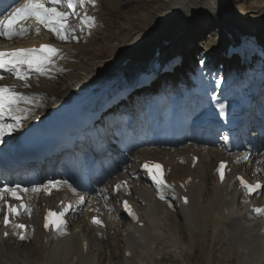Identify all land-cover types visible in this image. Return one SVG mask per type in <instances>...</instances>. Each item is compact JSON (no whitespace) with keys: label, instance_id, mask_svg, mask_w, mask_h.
I'll list each match as a JSON object with an SVG mask.
<instances>
[{"label":"rangeland","instance_id":"obj_1","mask_svg":"<svg viewBox=\"0 0 264 264\" xmlns=\"http://www.w3.org/2000/svg\"><path fill=\"white\" fill-rule=\"evenodd\" d=\"M67 11H72V9H67ZM75 11L77 13L70 15L67 21L69 27L73 30L67 34L75 38L71 39L70 42L62 43V54L59 59L51 61L43 72L36 71L33 75H28L26 81L18 79L16 75H11L6 80H2V84L5 87L21 97L17 107H22L18 108L21 111L18 114L26 113L32 118H35L36 115L42 116L52 110L51 101L60 102L71 94L90 89L94 84L93 81L99 80L109 71H114V74L112 73L111 75L112 78L119 79L117 84L120 87L115 89L116 91L122 88L128 89V83H126L128 79L130 80L132 77L135 79L137 77L136 74L145 72L153 63L163 60L162 56L165 53L168 54V59L173 55L180 56V46L188 47L184 52V54H187L182 59L184 60L182 71L181 67H176L174 70L176 72L177 69L178 77L175 78L174 75V77L170 78L165 87L156 83L149 88L161 87L154 90L152 92L154 94L159 91H165L168 94L173 91L181 92L186 90L187 87L194 86L196 82H199L202 74L207 71L206 68L212 62H215L212 58L220 57L217 56V49L225 42H221L220 35L213 32L214 25L217 24V29L219 27L220 16L225 18L227 25L230 27L231 35L235 36V33L245 31L247 33H256L262 41L264 39V0H95V6L86 3L83 7L77 6ZM86 17L94 18V24L88 22ZM171 20H180L184 24L175 25L177 26L175 31L178 32L180 29L183 32L185 30L189 31L188 38L187 34L185 35L183 32L180 35L171 34L173 24L165 23ZM200 23L206 27L205 30H191ZM16 26L20 29H27V31L23 32V34L21 33L20 39H14L9 42V44L16 45L14 49L23 47L19 46L18 40H33L37 36H43L46 39L52 37L50 31L29 19L19 22ZM154 35L159 36L157 38L158 42H154L151 38L152 45L145 48L147 55L141 59L138 56L133 57L131 58L132 62L129 63V66H133L136 63L134 60L141 61L142 64L141 62L139 63L141 69H139L138 63L134 65L132 69L133 75L127 80L126 76H124L126 72L123 64L120 65V71H115L124 57L127 60L131 53L144 49L146 41ZM163 35L168 36L165 38L166 43L162 40ZM186 38L187 43L183 41ZM2 44L0 42V45ZM158 48H160V58L156 57ZM167 72L168 70L163 69L161 66L158 70V75H160L158 80L166 78L169 75L166 74ZM19 81L23 82L15 83ZM110 81L103 83L99 88V92H101V89H104V92L112 89L110 84L113 83ZM173 81L175 85H173L172 89H169ZM137 88H134L133 93L140 91L135 90ZM149 88L131 96L129 98L131 102L129 103L128 101L125 110L122 108L118 109L121 112H130L131 105H135L132 102L138 105L147 98L145 92ZM95 90H98V88ZM36 94L39 96L35 97ZM108 95L106 94L105 96ZM173 95L175 96V94ZM45 100L48 102L50 100L47 106ZM25 106L31 108L27 109ZM136 107L143 115L142 104ZM25 109L27 110L24 111ZM36 109L40 110L36 111ZM126 119L123 121V118H121L118 124L121 132L127 131ZM22 121L26 122L24 119ZM104 122L107 125H112V121ZM40 123H43V121ZM188 144L190 143L184 141V143L177 144L174 148H182ZM196 146L199 147L198 145ZM200 149L198 154L201 159L197 162L198 165L188 163L182 164L183 166H176L177 156H167V154L162 152L164 149L161 146H150L146 139L145 146L137 147L131 157L130 155L125 156L122 159L123 163L114 169L111 176H109V173H111L108 171L109 169L104 171L103 176H108V178L101 180L98 189L95 188L92 193L85 194L86 196L83 200H87V202L83 206L80 207L82 200L78 192L74 189L65 188L67 193L71 192L77 207V213L73 216L71 231L69 230V233L55 239V244H64L65 241L70 240L69 238L77 236L80 238L81 235H85L90 243V251L95 258L94 264H126L122 259L123 251L130 248L129 242H133V237L128 236L133 227L127 219L120 217L119 207L117 206L119 199L126 196L133 197L143 220L144 218L149 220L147 226L140 227L143 234L148 232L146 231L148 227H152L154 231L157 230V232L153 231L148 238L141 239L137 244L140 245L139 253L141 252L142 264H264V254H259L256 247V245H262L264 251V242L256 233L258 231L257 228L255 229L256 220L243 219L241 217L231 218L230 215L228 217H220L214 214L211 216L214 218L203 215L202 223L199 225L192 214V211L198 208L188 210L191 207L188 204L185 208H181V204L172 202V204H168L167 208L166 206L164 208L168 198L155 199L153 197L154 190L138 181L139 174L137 169L144 156L170 163V167L173 169L170 172L172 177L190 174L199 177V180L203 177L206 178L204 166L209 167L208 162L216 159H214L212 154L203 153V150L208 148L201 147ZM262 153V155L256 156V158L258 157L257 159L251 154V159L247 163L238 162L236 160L238 156L236 154L233 155L229 159L232 163L231 170L232 168L243 169L252 176L259 175L264 177L262 166L264 149ZM216 157L218 159L217 155ZM252 166L254 170H250ZM122 182L128 186L119 188ZM208 182L211 188L221 186L217 185L219 183L216 182L214 177ZM100 191L105 196H101L103 194H100ZM25 196L26 202L30 206V214L26 218L31 226V237L26 242H20L21 244L12 242L7 248L1 250L0 262L2 264H79V258L76 256L77 252L74 251L72 242H69L71 245L54 244L50 247L41 242L38 218L42 207L52 200L51 196L46 199L44 192L33 188V185L29 186ZM201 196L203 197V195ZM196 198V206L201 205L202 209L207 206L203 198L201 199L199 196ZM96 199L97 201L106 200V205L102 206V211L97 209L96 206V210L105 217L101 231L91 227L90 218L87 214L88 210L95 207ZM155 201L161 203L159 212L152 205ZM176 205L178 208L180 207V210L175 208ZM183 210L188 211L183 213ZM234 213H238L239 216L244 215L245 208L243 203L234 207ZM164 218H167V222L164 221L161 225L159 222ZM231 221L238 226V231L228 227V222L230 223ZM155 224H157V227ZM253 224H255L253 227H249ZM103 233H105V239L101 238ZM71 249L73 250L71 251Z\"/></svg>","mask_w":264,"mask_h":264},{"label":"bare ground","instance_id":"obj_2","mask_svg":"<svg viewBox=\"0 0 264 264\" xmlns=\"http://www.w3.org/2000/svg\"><path fill=\"white\" fill-rule=\"evenodd\" d=\"M51 6V5H50ZM32 20H34L33 18H32ZM185 22H187V20H185ZM166 24H168V23H170V24H173V26H172V32H171V34H173V33H175V34H178V35H180V33L182 32L181 31V29H180V31H178V32H176L175 31V29H176V27L177 26H175V25H184V24H182V22H180V20L179 21H175V20H171L170 22L169 21H167V22H165ZM188 23H190V22H188ZM196 26V27H195ZM194 27L195 28H190L191 30H194V31H203V30H205V26H203V24H198V25H195ZM203 26V27H202ZM202 27V28H201ZM213 28V27H212ZM213 30H214V28H213ZM212 30V31H213ZM207 31V30H206ZM248 31H250V30H248ZM252 32V31H251ZM54 33V32H53ZM185 33V35L187 34V38H188V33H189V31H187V30H185V32H183V34ZM221 33H222V35H228L229 34V32H227V31H224V29H222V31H221ZM22 34H23V32H22ZM55 34V33H54ZM168 35V34H167ZM167 35H163V39L162 40H164V43H166V41H165V38H166V36ZM239 35H257L256 33H247V32H240L239 33ZM228 36H230V34L228 35ZM227 36V37H228ZM235 36H238V35H235ZM17 39L18 38H20V35H16L15 36ZM159 36L158 35H154L153 37H150V39L148 40V41H146V45H145V47H144V49H140V50H134V51H136V52H133V53H131L130 54V56H129V58L128 59H131V58H133V57H136V56H138L139 57V59H141V58H143L144 56H146L147 55V51H146V46H151L152 45V40H154V42H158V38ZM168 37V36H167ZM0 38H1V36H0ZM58 38V37H57ZM151 38H152V40H151ZM187 38L185 39V40H183V41H185V43H187ZM41 41V39H40V37L39 36H37V38H35L34 40H32L31 39V41H18L17 43L19 44V46H23V47H26V48H32V46H34V45H38L39 44V42ZM62 41V40H61ZM71 40H63V42H70ZM159 45V44H158ZM187 45V44H186ZM16 46H13L12 48H15ZM22 47V48H23ZM188 47V46H187ZM187 47H184V46H180V48H179V50H180V56L179 55H173V56H170L169 58L170 59H168L167 57H168V54L167 53H165L163 56H162V59H163V61L164 62H166V61H171L169 64H171V66H173L174 64H176V63H178V65H180V62L182 61L183 62V57H185V55L187 54H184V52L186 51V49H187ZM21 48V47H20ZM171 50V49H170ZM188 52V51H187ZM138 53V54H137ZM134 54V55H133ZM126 56V55H125ZM157 57V56H156ZM175 57L177 58L176 60H175ZM134 60V59H133ZM155 60H157V59H155ZM125 61H127L126 59H125V57H124V59L119 63V65H118V69H116L115 71L117 72V71H120V65L121 64H123ZM134 62H136L134 65H136L137 63H138V67H139V69H141L140 67V65H139V63L141 62V61H138V60H134ZM241 63V59L239 58L238 59V61H233V62H231L230 64H229V66H228V69H231V68H233L234 67V64H240ZM141 64H142V62H141ZM133 65V66H134ZM133 66H129V64H127L126 66L125 65H123V67H124V70H125V72H126V74L124 73V76H126L125 78H126V80L128 79V78H130L131 77V75H133V71H132V69H133ZM122 67V66H121ZM170 67V66H169ZM183 67V64H182V66H181V71H182V68ZM122 70H123V68H122ZM229 71H231V70H229ZM26 72L27 73H29V71H28V69L26 70ZM135 72V71H134ZM112 73L114 74V71H109L108 73H106L104 76H102L103 77V79L101 80V82H100V84L98 85V90H93V92H94V99L96 98V99H100V98H102L103 96H105L106 94H109L110 95V97L108 98V100L107 101H109V100H111L112 99V97L113 96H115V99H118V95H117V93L118 92H120V90L119 91H116L115 89H119V87H120V85L119 84H117L118 83V78H112ZM169 74V73H168ZM137 75V77L139 76V75H141L140 73L139 74H136ZM173 75V76H172ZM174 75H175V78L176 77H178V75H177V69H176V72H174L173 74H169L166 78H164L163 80L161 79V80H157V81H155V82H153L151 85H153V84H156V83H159L161 86H167V84H168V81H169V79L170 78H172V77H174ZM135 76V75H134ZM131 79H134L133 77L132 78H130V80ZM108 80H111L110 82L111 83H113V84H110V86H111V88L112 89H108L109 91H107V92H104L105 90L104 89H101V91H103V95H98L99 94V88H100V86L103 84V83H105V82H107ZM129 80V79H128ZM23 81H19V82H15V83H22ZM121 82H122V80H121ZM97 83H98V81H96L95 82V84L97 85ZM94 84V85H95ZM115 84H117L116 86H115ZM124 84V83H123ZM151 85H145V87L142 89V90H140V91H136V92H134L133 93V88L131 89L129 86H128V89H124V88H122L121 90H123L121 93H131V96H133L134 94H137V93H139V92H142L144 89H146V88H149ZM171 85L172 86H170L169 87V89H172L173 88V85H175V82L173 81V82H171ZM219 87H222V85L221 86H219ZM161 87H156L155 89H152V88H149V89H147L146 90V92H145V96L147 95V97H149L151 94H152V92L154 91V90H156V89H160ZM168 89V88H167ZM163 90V89H162ZM259 90H261V94H260V96H259V99H256V102L254 103V104H256L257 102L258 103H260V102H264V99H262L263 98V96H264V83L262 84V86L260 87V89ZM116 91V92H115ZM109 92V93H108ZM88 95V94H87ZM87 95H85V96H83V98H86L87 97ZM108 95V96H109ZM142 95V94H141ZM39 95H37L36 94V96L35 97H38ZM88 96H90V95H88ZM130 96V97H131ZM140 96V95H139ZM141 97V96H140ZM144 97V96H143ZM135 98V97H134ZM137 99V98H136ZM146 99V98H145ZM46 100H48V99H46ZM45 100V101H46ZM258 100V101H257ZM63 101V99L59 102V101H56V100H53V101H51V104L50 105H52L53 107H52V109H55V108H59L61 105H60V103ZM49 102H50V100H49ZM49 102L48 101H46L45 103H46V106L49 104ZM131 101H129V103H130ZM59 103V104H58ZM132 103H134L135 105H136V103L135 102H132ZM54 104V105H53ZM58 104V105H57ZM57 105V106H56ZM120 106V105H119ZM255 107V106H254ZM31 107H29V106H27V109H30ZM118 108H122L123 110H125V108H126V105L124 106V107H118ZM27 109H25L24 111H26ZM110 109V108H109ZM108 109V110H109ZM37 110H40V109H36V111ZM107 110V111H108ZM110 110H112V109H110ZM130 110V109H129ZM19 111V110H18ZM126 111H123V113H125ZM131 112H132V105H131V111L129 112L128 111V113H130L131 114ZM41 113V112H40ZM127 113V112H126ZM39 114V113H38ZM47 115V113H44L42 116H35V118H32L29 114H26V113H24V114H22V115H20V116H18L20 119L22 118V119H24V120H26V126L28 127V126H30V125H34V124H37V123H40V122H42L43 121V119L45 118V116ZM107 115H109V114H107ZM106 116V115H105ZM132 117H134V116H132ZM252 117H254V119H253V125H257V126H259L260 128H262L263 129V126L262 125H259V118L257 119V117H256V119L258 120V121H256L255 120V115L253 114L252 115ZM7 121L8 122H11V123H13L12 121V119L10 118V117H8V116H5V122L7 123ZM30 121V122H29ZM101 121H103V125H105L106 126V128H107V130H111V129H114L115 128V126H116V122L113 120V119H108V118H102L101 119ZM104 121H112V122H115L114 124H106ZM44 123V122H43ZM247 124H249V123H247ZM252 127H254V126H252ZM254 128H257V127H254ZM17 131H15L14 133H16ZM13 133V134H14ZM141 141L143 142V141H145V139H144V137L142 136V138H141ZM192 141L194 142V143H190L189 141H188V143H190V144H188V145H184V147H179V148H171L172 146L169 144V145H163L162 143L161 144H157L158 146H161L162 147V149H164V150H162V152L164 153V154H167V156H171V155H176V156H178V160L176 161L177 163H176V166H183L182 164H188V163H194L195 161L192 159V157H191V155H199V154H197V153H194L193 151H191L192 150V148L196 151V152H199V150H201L200 148L201 147H197L196 145H198V141L196 140V139H192ZM185 142H187V141H185ZM184 143V142H183ZM192 144V145H191ZM202 144H205V145H207V144H209V145H211L212 144V142H210V141H208V142H202ZM157 145H154V146H157ZM251 145H254V142H252V144ZM250 146V145H249ZM260 147V146H259ZM264 147V142L261 144V147L260 148H257V150L255 151L256 153H257V155L256 156H259L262 152H263V148ZM218 152H219V150H218ZM218 152H216V151H214V150H211V148H208V149H205V150H203V153H206V154H212V153H214V156L216 155L215 153H218ZM185 153V154H184ZM193 153V154H192ZM200 153V152H199ZM220 153V152H219ZM219 153L217 154V156H219ZM164 156H166V155H164ZM247 158V156H245L244 157V159L245 160H247L246 159ZM144 159H147V158H144ZM149 159H151V158H149ZM201 159V157L199 158V160ZM214 159H216L217 161H218V159H217V157L216 158H214ZM254 159V158H253ZM156 160H158V159H156ZM216 160H210L208 163V165H210L209 167H205L204 166V169L206 170V178L205 177H203L202 179L203 180H200V181H203V184L200 186V184L199 185H196L195 186V183H196V178H198V177H193L194 179H195V181H194V183L193 184H191V185H189V184H187V185H185V187L183 188V187H178L177 188V192H175V198L172 200V202L174 203V204H181L180 205V207L181 208H185L187 205H186V203H185V201H184V197H189V206H191L190 208H188V210H190V209H195V208H198V209H195L194 211H192V214H193V216L196 218V222L200 225L202 222V216L203 215H207L208 217H211V216H213L214 214H215V216L216 215H219L220 217H228V215H230V217L231 218H237V217H241V218H243V219H247L248 217H249V214L248 213H252V207H250V208H248V205L246 206V209H247V214H244V215H241V216H239V214L238 213H234V204L237 202L236 200H237V197H236V193H238V192H236V187H237V184H235V186H231V188H230V194H227V192L222 188V186H223V184H220V182H218V180H217V178H216V176H215V174L213 173V168H211L212 167V165L214 164L215 165V162L217 163V161ZM229 160V159H228ZM143 162V161H142ZM199 162V161H198ZM214 162V163H213ZM248 162H249V160H248ZM121 163V162H120ZM53 164V162L51 161V160H47L45 163H43V164H41V166H45L44 167V169H48V167H52L51 165ZM58 164V166H60V162H58L57 163ZM61 164H64V163H61ZM249 164V163H248ZM108 164H105V166H103L102 168H101V170H103V172L100 174L101 175V177L96 181V188L98 189L99 188V184H100V182H99V180H103V174H104V171H106V170H108L109 168H106V166H107ZM167 166H171V164L170 163H167L166 164ZM198 165V164H197ZM141 166H142V163L140 164V168H141ZM175 166V165H174ZM262 166H263V169H264V162L262 163ZM183 168V167H182ZM16 171V170H15ZM37 172V175H36V173L34 174V172ZM35 171L32 173V174H30V176L27 178V179H24V180H19V181H17V183L19 182V183H21V186H22V188H24V186L25 185H27L28 183H29V185L30 184H34L33 185V188H36V189H38L37 188V185H41L40 183H41V180L40 179H44V177L45 176H47V175H44L43 176V174H40L42 171H39L38 170V168L37 169H35ZM109 171V170H108ZM112 170H110L109 172H111ZM264 171V170H263ZM39 172V173H38ZM139 175H140V178L142 177V181H143V176H144V172L141 170V169H139ZM262 172V171H261ZM63 174V173H62ZM110 174V173H109ZM20 175V174H19ZM41 176V177H40ZM109 176H111V175H109ZM191 176V175H190ZM39 177V178H38ZM212 177H214L215 179H216V182L217 183H219V184H217V185H221L220 187H213V188H211V185H209V180L212 178ZM61 178V179H60ZM62 178H65L64 176L63 177H61L60 176V174H59V172L56 170V171H54V173H52V174H50L48 177H47V183L44 185V184H42V187H40L41 188V191H42V189L43 188H45V192H44V196H45V198L47 199V197H50V196H47V194H48V191H50L51 190V198L53 197V195H58L59 193L61 194V193H65V190L63 191V187H65V188H68V189H74L75 190V188H74V186H73V182H74V180H73V178L70 176H67V180L64 182L63 181V179ZM106 178H108V176H106ZM186 179L184 178V181H185ZM21 181V182H20ZM54 181V182H53ZM63 183V184H62ZM202 183V182H201ZM10 185H12V184H10ZM81 186V185H80ZM123 186V184L121 185L120 184V187H122ZM210 187V188H209ZM20 186H13V187H10V189H17V190H19V191H17V195L19 196L20 194H23L24 193V191H20L21 189H22ZM83 188H86V186H81L80 187V190L81 189H83ZM223 189V190H222ZM106 190V189H105ZM156 191V193L157 192H159V194H162L163 192H165V193H168L169 191L168 190H164V189H155ZM104 191V190H103ZM43 192V191H42ZM106 192H107V190H106ZM6 192H4V194H5ZM7 193H9V194H11V191H7ZM84 193V192H83ZM82 193V194H83ZM100 194H103V195H105L102 191H100L99 192ZM108 193V192H107ZM228 193H229V191H228ZM66 194V193H65ZM75 194H76V191H75ZM74 194V195H75ZM12 195V194H11ZM69 195H71V194H69ZM73 195V196H74ZM201 195H203V197L201 196ZM67 196V195H66ZM154 196V195H153ZM199 196V198H203V201H205V203L207 204V206H205L203 209L201 208V205L200 206H196V203H197V198L196 197H198ZM198 198V199H199ZM212 199V200H211ZM21 200H26V199H24V198H22ZM27 201V200H26ZM45 201H47V200H45ZM82 204H83V202H81ZM96 204H99L100 206H105V204H106V200L104 201V200H99L98 201V203H96ZM161 203L160 202H157V201H155V207L157 208V210H158V212H159V205H160ZM168 204L170 205V203L169 202H166L165 203V205H164V208H165V206H166V208H167V206H168ZM26 205H27V207H28V203L26 202ZM243 205H244V203H243ZM203 206V205H202ZM180 207L178 208L177 207V205L175 206V208H178V210H180ZM76 209V208H75ZM201 209V210H200ZM120 210H121V204H120ZM188 210H183V213H184V211L185 212H187ZM227 211V212H226ZM181 213H182V211H180ZM26 213H27V215L26 216H28V214L30 213V210H29V207H28V210L26 211ZM74 213H75V211H74ZM89 218L91 219V223H92V225H94V226H96L97 225V227L99 226V224H101L102 223V220H103V217L94 209V208H92L90 211H89ZM123 215V214H122ZM96 216H100L101 218H100V223H94V221H93V218L94 217H96ZM248 216V217H247ZM205 217V216H204ZM208 217H206V218H208ZM211 218H214V217H211ZM218 218V217H217ZM140 221H143V219H140ZM144 221H145V226H147V224L149 223V220L148 219H145L144 218ZM167 222V218H164V219H162L159 223H161V225H162V223L163 222ZM205 221V220H204ZM213 221V220H212ZM264 222V221H263ZM209 223V222H208ZM152 224H154V223H152ZM205 224V223H204ZM229 224V225H228ZM228 227L229 228H232V229H234V230H237L238 228V226H236L234 223H233V221H231L230 223L228 222ZM255 224H256V226H255V229L257 228V234H258V236L259 237H261L260 236V234L258 233L259 232V227H260V225H259V223H256L255 222ZM255 224H253V225H250L249 227H253ZM91 225V224H90ZM91 225V227H93ZM156 225V227H157V224H155ZM218 225V224H217ZM132 231L130 232V234L128 235V236H132L133 237V242H129L128 244L130 245V248H127V250L129 249V252H130V255L129 256H127V255H125V252H124V255H123V260H124V262L126 263V264H142V261H141V252L139 253V251H140V248H139V246L140 245H137L138 243H139V241L141 240V239H143V238H148V236H150L152 233H153V231H154V229L152 228V227H148L147 229H146V231H148L147 233H148V235H147V233L146 234H143V231L142 230H140V227L138 226V225H135V224H133L132 225ZM203 227V226H202ZM30 228V227H29ZM28 228V229H29ZM95 228V227H94ZM96 229V228H95ZM97 230V229H96ZM238 231V230H237ZM154 232H157V230H155ZM240 232V231H239ZM60 235L62 236L63 235V232H61V233H59V234H56L55 235V237L54 238H59L60 237ZM103 235H105V233H103ZM138 235H140V236H138ZM19 236H20V232H17V233H15V235L14 236H12L9 240H4V245H0V249H2V248H7L10 244H12V242H14V243H19V242H21L22 240H20L19 239ZM29 236H31V229H30V233H29V235H28V238H29ZM27 238V239H28ZM87 237H85V235H81L80 236V238H79V236H77V237H75V238H69L70 240H73V241H70V240H67V241H65V243L64 244H61V245H71V244H69V242H72V245H73V248H74V251L75 252H77V255L76 256H78V261H79V264H94V260H95V258H94V255H93V253H91V251L88 249L87 251H88V253L85 255V249H86V246L85 245H83V241L85 240H88V239H86ZM104 239H105V237H104ZM2 240V238L0 237V241ZM48 241H49V236H48V238H46V237H44V239H43V241H42V243L44 242V244L45 243H48ZM51 241H52V238H51V240H50V242L47 244V246H51ZM21 244V243H20ZM256 247H257V250H258V253L259 254H264V251H263V246L262 245H256ZM73 249H71V251H72ZM89 251H90V253H89ZM102 255V254H101ZM0 264H2L1 262H0Z\"/></svg>","mask_w":264,"mask_h":264},{"label":"snow or ice","instance_id":"obj_3","mask_svg":"<svg viewBox=\"0 0 264 264\" xmlns=\"http://www.w3.org/2000/svg\"><path fill=\"white\" fill-rule=\"evenodd\" d=\"M18 6L11 9L5 16L4 21L0 22V36H7L11 39L13 36L20 35L22 32H26L27 29H15V25L26 19L34 18L39 24L48 28L50 31L54 32L58 39L60 40H71L75 38L74 36L68 35V32L73 31L67 21L70 15L75 14V9L77 6L83 7L86 3L95 6V0H17ZM64 3L68 9H72V13L61 11L57 7L58 5ZM51 5V6H46ZM88 22L94 24V18L86 17ZM39 31V29H37ZM57 54V50L50 46H42L39 49H19L11 53L0 52V69H4L10 73H14L18 79L27 80V72H21V68L27 66L28 71L43 72L48 64L51 62L52 57ZM2 79V77H0ZM21 97L12 93L8 88L0 87V143H4V137L10 135L13 130L20 126L21 120L16 115L18 111L17 105L19 104ZM5 116L10 117L14 123L9 124L5 122ZM145 169L151 175L152 180L158 186H164V181L160 176H158L152 168H149L147 164L144 165ZM155 169H159L160 165H155ZM223 165L221 168L223 169ZM221 179H223V171H221ZM245 187L248 188L249 193H252L256 189L261 188V185H256L255 187L248 185L242 180ZM0 191H11L14 199L19 200L20 197L17 195L16 189L4 188ZM20 191H28V189H21ZM3 197L0 196V199ZM83 202V200L81 201ZM187 202V201H185ZM125 207L131 213V209L125 204ZM257 213H264V209H255ZM8 212L11 214L19 215L18 209L8 206ZM55 215L49 212L50 218ZM64 213H60L57 217L56 228L57 231L61 230V225L63 221L60 219ZM135 218V217H134ZM94 223H100L99 220H94ZM9 224V220L5 217V225ZM16 228H23L24 225H14ZM48 227V224H45ZM8 233H5L7 236ZM21 240L26 237L20 236Z\"/></svg>","mask_w":264,"mask_h":264}]
</instances>
